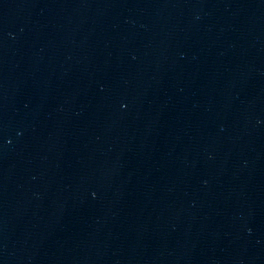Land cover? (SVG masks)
I'll return each instance as SVG.
<instances>
[{
	"label": "water",
	"instance_id": "1",
	"mask_svg": "<svg viewBox=\"0 0 264 264\" xmlns=\"http://www.w3.org/2000/svg\"><path fill=\"white\" fill-rule=\"evenodd\" d=\"M0 264H264V0H0Z\"/></svg>",
	"mask_w": 264,
	"mask_h": 264
}]
</instances>
